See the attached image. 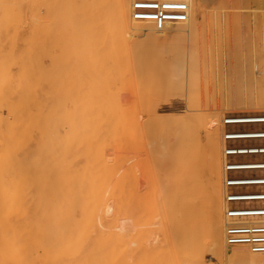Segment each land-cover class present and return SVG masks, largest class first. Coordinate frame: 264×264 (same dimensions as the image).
Returning <instances> with one entry per match:
<instances>
[{"label": "rangeland", "instance_id": "1", "mask_svg": "<svg viewBox=\"0 0 264 264\" xmlns=\"http://www.w3.org/2000/svg\"><path fill=\"white\" fill-rule=\"evenodd\" d=\"M73 1L65 0L64 5L71 6ZM202 1L204 6L196 18L195 30L185 36L167 32L160 40L144 34L130 38L117 23L104 22L99 26L108 39L117 43L125 40L127 47L135 43V48L130 46L126 57L120 58L125 61L129 57L123 62L130 63L129 71L120 68L122 61V65L117 62L115 73L110 74L118 78L106 73L105 82L103 74L99 80L105 86H96L83 104L82 98H77L83 106H77L78 102L77 107L74 103L69 106L72 112L79 113L78 118L73 117L79 123L77 127H84L79 156L73 159V165L85 172L88 211L93 203L92 190L101 193L98 213L106 227L101 234L92 232L86 236L85 264L144 262L143 256L136 254L141 235H148L149 240L154 235L158 237L155 258L144 264H219L209 232L216 183L212 179L213 156L208 142L215 137L211 126L220 109L248 104L249 93H255L252 100L257 101L256 105L264 106V0ZM13 2L6 0L8 12L1 10V15L15 13ZM59 9L55 0L22 2L18 30L22 39L17 45L25 50L26 44L32 43L29 56L39 65H44L47 52L55 51L51 34ZM13 14L9 15V20L13 17L11 21L17 18ZM110 14L89 7L76 13L73 23L91 27L95 16ZM119 46L126 47L124 42ZM138 49L149 52L147 57L141 54L140 59ZM133 56L138 61L136 66ZM137 65L143 71L135 69ZM115 97L116 101L120 99L117 104ZM233 112L222 118L253 114ZM73 121L75 126L77 122ZM215 138L218 140V134ZM258 159L247 156L245 160ZM258 173L238 174L244 178ZM108 206L113 209L112 215L104 213ZM122 219H129L136 227L112 237L110 225Z\"/></svg>", "mask_w": 264, "mask_h": 264}, {"label": "bare ground", "instance_id": "2", "mask_svg": "<svg viewBox=\"0 0 264 264\" xmlns=\"http://www.w3.org/2000/svg\"><path fill=\"white\" fill-rule=\"evenodd\" d=\"M64 1L55 0V3L60 5L59 16L53 19L51 34L55 51L47 52L44 65L40 64L41 66L38 60L29 56L33 50L32 43L26 44L25 50L21 48V45H17V42L21 43L22 39L21 30H18L23 0H15L13 4L12 10L15 13L11 14L17 17L14 18L15 20L11 21L12 16L9 20L11 14L1 15L2 12H0V264H85L83 253L86 236L88 237L92 232L101 234L102 229L106 228L101 222V214L98 213L101 193L96 189L92 190L93 203L88 211L86 204L88 186L85 172L73 165V159L79 156L84 127H77L79 123L73 117L78 118L79 113L73 110L75 115L69 106L71 103L75 106L78 102L77 98H82L83 104V100L93 94L96 86L100 88L105 86L99 79H102L104 74L105 81L106 73L108 75L111 72L115 73L113 70L116 71V63L122 65L129 59L127 57L123 61L120 58L130 52L129 47L135 43L130 46L128 44L129 47H127V43L125 44L123 40L126 49L120 48L119 45L122 42L117 43L104 36L99 28L100 24L117 23L118 28L130 38L144 34L160 40L167 32L185 36L195 30L196 18L204 6L202 0H114L113 2L74 0L71 6H65ZM151 1L183 5L185 19L166 21L158 27L153 20L136 18L134 4ZM5 2L6 0H0V5L5 7L4 9L1 5L0 11L8 10ZM8 6L10 8L9 3ZM89 7L98 9L103 14L105 12L111 14L107 17L95 16L91 27L84 24L75 25L73 16ZM140 46L145 48L143 45ZM123 50H127L126 53ZM137 52L143 56L149 53L145 49H138ZM138 53L137 60H139ZM134 58L133 56L132 60H136ZM129 64L126 63L120 68L124 67L122 69L127 71ZM138 66L134 68H140L143 71L144 68ZM136 72L138 77V71ZM115 77L118 78V75L112 76V78ZM121 77V79L124 78L123 74ZM144 81L145 78L142 82ZM248 96L251 98L248 104L220 109L218 112L220 114L213 119L211 126L216 133L215 137L218 134L219 138L217 140L211 135L208 142V150L213 156L212 179L216 183L213 186L215 194L211 200L212 216L209 232L212 237L214 256H217L216 260L219 264L264 262V253H255L247 245L230 244L227 238V229L232 226V222L242 225L255 222L252 218L233 221L227 214L229 208L243 204L230 203L228 201L230 191L238 190L248 193L257 190L254 186L230 187L226 184L229 176L247 179V181L254 178L239 177L238 173L246 170L227 171L228 159L238 160L241 164L257 161H246L247 156L249 159L252 156L264 160V153L258 155L242 153L231 158L225 155L227 141L232 143L228 145L246 149L251 147L248 144H254L256 141L245 138L247 136L243 134L264 132V126L248 124L246 117L222 118L225 113L233 111L238 114L264 112L263 105V107L256 105L255 93H249ZM260 96H262L261 93ZM114 99L115 104L120 100L116 101L117 97ZM79 105L83 106L78 102L77 106ZM258 106L261 109L256 108ZM73 120L78 124L74 126ZM255 127L261 130H253ZM226 128L231 130L227 132L235 136L226 137L227 133L224 132ZM237 143L247 145L243 147ZM219 160L220 164L217 166ZM104 213L112 215V207L108 206ZM259 221L264 222V217ZM135 227L131 225L129 219H122L119 223L110 225L109 228H112V237H116V235L127 233L129 228L134 230ZM145 231L148 232V230ZM138 234L135 233V236ZM147 236H138L140 241L136 242L137 246L134 245L137 247L136 254L142 255L141 260L146 263L155 258V250L158 247L156 239L158 237L154 235V238L149 240ZM73 259L74 263L71 262ZM141 263L138 262V264Z\"/></svg>", "mask_w": 264, "mask_h": 264}, {"label": "built area", "instance_id": "3", "mask_svg": "<svg viewBox=\"0 0 264 264\" xmlns=\"http://www.w3.org/2000/svg\"><path fill=\"white\" fill-rule=\"evenodd\" d=\"M134 10L136 18L153 20L158 27H161L166 21H182L185 19L183 5L159 3L157 1L136 2ZM242 116L246 117L245 120L248 121L246 122L248 124L264 126V113H253ZM256 129H259V127L253 128V130ZM243 135L247 136L245 138L253 139L256 142L246 149H240L235 145H225L226 156L233 157L236 154L242 153L248 155L264 153V132L245 133ZM232 136H235V134L231 135V132H227L226 137ZM227 139L230 140L232 138ZM228 161L227 171L246 170L259 172L250 181H247V179H237L233 176H229L227 179L226 184L230 187L254 186L257 189L248 193L238 190L230 191L228 196L230 203H243L240 206L229 208L227 214L230 219L234 221L235 219L252 218L255 222L250 223V225L232 222V226L227 229L228 243L247 245L255 253H264V222L259 221V219L264 217V162H262L264 160L258 159L255 163L245 164H241L238 160L228 159ZM250 264H264V262Z\"/></svg>", "mask_w": 264, "mask_h": 264}]
</instances>
